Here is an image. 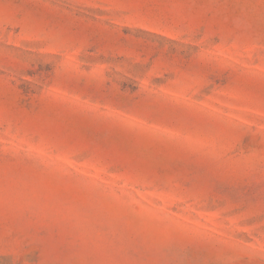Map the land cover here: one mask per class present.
Segmentation results:
<instances>
[{
    "label": "rangeland",
    "instance_id": "obj_1",
    "mask_svg": "<svg viewBox=\"0 0 264 264\" xmlns=\"http://www.w3.org/2000/svg\"><path fill=\"white\" fill-rule=\"evenodd\" d=\"M0 264H264V0H0Z\"/></svg>",
    "mask_w": 264,
    "mask_h": 264
}]
</instances>
